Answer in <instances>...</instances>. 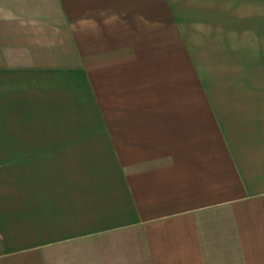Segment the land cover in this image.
<instances>
[{"label": "crops", "instance_id": "1", "mask_svg": "<svg viewBox=\"0 0 264 264\" xmlns=\"http://www.w3.org/2000/svg\"><path fill=\"white\" fill-rule=\"evenodd\" d=\"M0 264H264V0H0Z\"/></svg>", "mask_w": 264, "mask_h": 264}]
</instances>
